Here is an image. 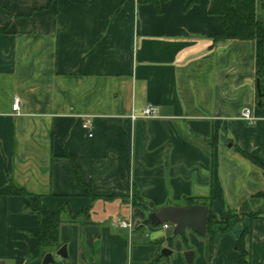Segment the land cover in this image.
I'll use <instances>...</instances> for the list:
<instances>
[{
  "label": "crops",
  "instance_id": "0c3cea01",
  "mask_svg": "<svg viewBox=\"0 0 264 264\" xmlns=\"http://www.w3.org/2000/svg\"><path fill=\"white\" fill-rule=\"evenodd\" d=\"M188 1L162 0L158 11L138 0H0V264H42L27 259L40 218L10 193V176L60 210L68 257L53 252L51 264L148 263L174 229L147 223L148 213L189 196L239 217L214 224L210 262L206 239L188 228L192 248L176 237L172 264H191L187 250L197 264H237L245 227L252 264H264V218L246 216L264 211V170L235 149L264 162L258 41L215 42L224 17L209 14L210 0ZM256 14L264 23V0ZM150 103L158 113L143 117ZM135 193L155 208L136 205ZM120 218L133 228L116 227Z\"/></svg>",
  "mask_w": 264,
  "mask_h": 264
},
{
  "label": "trees",
  "instance_id": "16d2710c",
  "mask_svg": "<svg viewBox=\"0 0 264 264\" xmlns=\"http://www.w3.org/2000/svg\"><path fill=\"white\" fill-rule=\"evenodd\" d=\"M162 0H138L139 3L154 2L157 5L158 11H160V2ZM167 1V0H164ZM201 0H189L188 7L199 3ZM209 14L211 15H222L224 17V28L221 32H217L212 35L214 41L224 39H240V40H257L258 41V71L257 79L261 80V89L264 91V23L257 18L256 6L257 0H210ZM259 97V96H258ZM260 99V98H259ZM264 105V101L262 102ZM235 149L244 157L249 159L254 164L258 165L264 170V162H262L257 156L251 152L242 149L239 146H235ZM79 173V182L82 184V179ZM10 193L12 195H20L28 198L29 203L26 209L32 213H35L40 218V233L37 245L32 248L27 254V259H38L40 262L43 261L44 256L48 252H56L64 244L61 241L60 236V210L55 211L49 208L47 203L44 201L42 194L30 192L24 186L18 184L13 177H9ZM91 192V188L88 189V193ZM185 204H205L209 207L208 214V225L207 232L205 234H199L206 239L205 252L207 259L210 262L213 255L214 243H215V232L213 229L214 224L221 223L225 227L228 226L233 218L239 217L238 212L229 207L226 213L221 217H217L212 209V198L204 197H185ZM133 201L136 205L144 208H155L152 203L143 199L139 193L134 194ZM251 219L264 218V211L252 212L246 215ZM147 223H150L149 219H146ZM225 230V229H223ZM182 237L184 246L186 249L192 248L188 239L186 238V232L183 234L176 235L174 232L168 235L166 240L170 248L174 246V240L176 237ZM251 236V229L245 227L241 237L236 244V249L239 251L240 258L237 264H252L251 260V248L249 239ZM88 248V245H86ZM94 251V248H90ZM160 251L156 254L155 258L148 263H136L132 264H159L166 258H159Z\"/></svg>",
  "mask_w": 264,
  "mask_h": 264
},
{
  "label": "water",
  "instance_id": "95a60500",
  "mask_svg": "<svg viewBox=\"0 0 264 264\" xmlns=\"http://www.w3.org/2000/svg\"><path fill=\"white\" fill-rule=\"evenodd\" d=\"M257 92L259 103L264 101V91L261 89V80L257 79ZM231 145V143H230ZM209 207L205 204H190L187 206L166 205L158 210H150L148 219L153 225H162L171 223L174 225V234L181 235L189 228L199 234L207 232ZM87 236V244L93 247L94 240L100 236L96 226L85 227ZM57 254L63 258L68 257L67 245L64 244L57 250ZM173 254V250L169 247L161 249L159 258H168ZM186 261L193 263L195 258L194 250H187L184 253ZM55 262L54 253L48 252L42 261V264H51Z\"/></svg>",
  "mask_w": 264,
  "mask_h": 264
},
{
  "label": "built area",
  "instance_id": "2783aa9c",
  "mask_svg": "<svg viewBox=\"0 0 264 264\" xmlns=\"http://www.w3.org/2000/svg\"><path fill=\"white\" fill-rule=\"evenodd\" d=\"M13 110L18 114L21 112V100L19 96H15L14 98ZM158 110H159V107L157 105L150 103L142 110V116L146 118L155 117L158 113ZM133 117L136 118L137 116L134 115ZM242 117L245 119H249V120H255V118L251 114L250 109H245L242 112ZM84 127L86 129L91 130V120L90 119L88 118L85 119ZM90 135L92 136L93 134L90 133ZM114 225L116 227L124 228V229L133 228V223L130 220L123 219V218L118 219ZM169 226H170L169 223L164 224L165 228H168Z\"/></svg>",
  "mask_w": 264,
  "mask_h": 264
},
{
  "label": "rangeland",
  "instance_id": "374dc122",
  "mask_svg": "<svg viewBox=\"0 0 264 264\" xmlns=\"http://www.w3.org/2000/svg\"><path fill=\"white\" fill-rule=\"evenodd\" d=\"M174 230V229H173ZM171 232L172 231H170L169 232V234H171ZM181 237V236H180ZM179 237V238H180ZM178 238V237H177ZM143 241H146V242H148V239L147 238H145V239H143L142 240V242ZM172 250H173V254L171 255V256H169L168 258H166V260L165 261H168L169 262V264H172V262L174 261V259H176V257H177V255H178V252H179V248H177V247H175V246H173V248H171ZM198 256L199 255H197V257H196V259L194 260V262H193V264H197V260H198ZM205 256H206V258H207V255H206V252H205ZM185 257V256H184ZM170 259V260H169ZM185 260H186V258H185ZM192 264V263H191Z\"/></svg>",
  "mask_w": 264,
  "mask_h": 264
}]
</instances>
